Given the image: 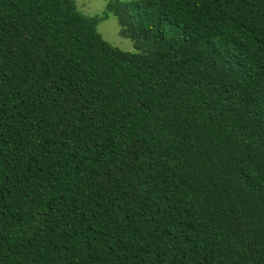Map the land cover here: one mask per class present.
Segmentation results:
<instances>
[{
  "label": "trees",
  "instance_id": "1",
  "mask_svg": "<svg viewBox=\"0 0 264 264\" xmlns=\"http://www.w3.org/2000/svg\"><path fill=\"white\" fill-rule=\"evenodd\" d=\"M107 1L0 0V264H264V0Z\"/></svg>",
  "mask_w": 264,
  "mask_h": 264
},
{
  "label": "rangeland",
  "instance_id": "2",
  "mask_svg": "<svg viewBox=\"0 0 264 264\" xmlns=\"http://www.w3.org/2000/svg\"><path fill=\"white\" fill-rule=\"evenodd\" d=\"M78 10L88 17L102 15L106 9L107 0H74ZM133 1V0H121ZM98 31L101 36L109 42L114 48L123 52H133L134 44L131 40L120 36V29L116 17L111 15L108 19L103 20L98 25Z\"/></svg>",
  "mask_w": 264,
  "mask_h": 264
}]
</instances>
